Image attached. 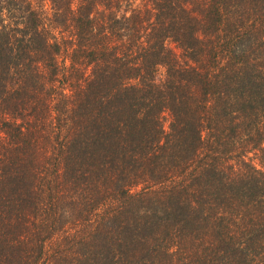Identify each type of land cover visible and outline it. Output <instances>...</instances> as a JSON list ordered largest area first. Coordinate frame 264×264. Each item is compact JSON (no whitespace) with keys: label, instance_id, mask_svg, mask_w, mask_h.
Masks as SVG:
<instances>
[{"label":"trees","instance_id":"obj_1","mask_svg":"<svg viewBox=\"0 0 264 264\" xmlns=\"http://www.w3.org/2000/svg\"><path fill=\"white\" fill-rule=\"evenodd\" d=\"M0 264H264V0H0Z\"/></svg>","mask_w":264,"mask_h":264}]
</instances>
